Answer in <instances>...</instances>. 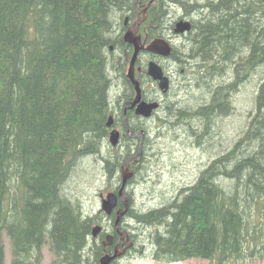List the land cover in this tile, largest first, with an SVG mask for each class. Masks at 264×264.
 <instances>
[{"label":"trees","instance_id":"trees-1","mask_svg":"<svg viewBox=\"0 0 264 264\" xmlns=\"http://www.w3.org/2000/svg\"><path fill=\"white\" fill-rule=\"evenodd\" d=\"M148 1L0 0V264L2 233L12 249L10 264H40L44 245L53 254L50 264H84L94 221L69 203L64 184L79 159L97 155L105 145L108 117L120 109L109 101L112 63L103 55L112 29ZM167 2L156 0L145 24L160 25ZM188 2L172 0L171 6L201 18L194 26L192 55L218 57V115L212 114L215 89L211 101L196 110L206 133L214 118L234 110L236 87L257 68L264 71V0ZM123 60L124 55L121 67ZM254 103L244 133L195 184L175 189L158 210L133 216L143 227L161 226L149 235L150 259L264 261V79ZM140 132L145 143L147 133ZM131 153L125 151L123 159ZM115 162L119 167L117 157ZM102 249L96 248L92 264L110 255Z\"/></svg>","mask_w":264,"mask_h":264},{"label":"rangeland","instance_id":"rangeland-1","mask_svg":"<svg viewBox=\"0 0 264 264\" xmlns=\"http://www.w3.org/2000/svg\"><path fill=\"white\" fill-rule=\"evenodd\" d=\"M166 1H168L167 5L169 6L164 9L166 14L163 16L160 25L164 22L168 23L170 17L186 15L181 8L173 6L175 5L174 3H172L171 6L172 0ZM181 1L190 6V2L188 1L194 2L196 0ZM147 5L148 3L145 4V6ZM141 13L146 14V10L144 13L143 10H141ZM195 18L198 20L201 19L198 15L195 16ZM134 36L139 39L136 34H134ZM137 43L139 46L146 47L144 43H140V39ZM191 65L194 75H199V78L209 71L206 68L203 72H198V64L193 62L192 59ZM108 73L110 79L111 77L115 79L111 91L109 92V101H111L112 105L117 101V107L118 100L116 97L121 93L124 87L121 78L113 74L111 68L108 70ZM261 76H263V78H261ZM263 79L264 71L262 68H257L255 72H251V76H248L242 84L237 86V91L233 93L232 104L234 110L224 117L214 118L211 122V127L208 128V132L206 133H203V129L201 132L202 125L200 121L195 119L199 126H197V128L195 127L194 130L192 124H194L195 121L192 116L181 113L185 107L190 105H202V100L207 97L204 88H210L209 83L211 79H207L203 82L204 88L202 84L196 82L200 88L194 85L189 93L181 94L179 98H177V96H172L166 102V106L170 107L175 113L173 115L174 120L172 122L167 121L164 125L159 127L158 117L160 113L157 112L143 123V129H145L147 133V147L146 149L144 148V153L142 151L140 154L138 158L139 162L132 167V162L128 168L125 165L122 166L124 163L122 155L125 151H129L133 152L131 153V155H133L132 158L135 157L138 153L136 149L139 144V139L136 140L137 143L134 140L130 142L125 140L123 143L113 148H111L106 140L105 145L103 144L102 147L97 150V155H88V157H84V159L81 158L75 163V167L72 169V172H70L69 178L64 184L65 196L71 200L69 203L73 201L82 216L86 218L90 217L94 221L92 228L94 226L100 227L98 235L95 238L90 235L88 239V245L84 251V264H92L94 255L97 252L96 248L102 247L101 242L103 243V247H107L109 242L105 239L108 236L112 239V235L107 234L105 237L102 233L101 226H105L108 219L112 225L114 218L112 216H107V214L101 210V199L99 195L102 194L103 197H105L110 191L114 193L113 190L119 186L121 181L119 171L121 166L124 172H134L133 179L126 187V198L130 204V210L127 217L123 219L121 226L124 230H128L136 241H134L135 249L132 250L129 255L119 257L115 262L116 264H164L155 262L149 258L153 252V246L152 242H150L149 235L159 231L161 226L143 227L142 224L132 220L133 216L144 214L154 209L158 210L161 204L167 203L166 201L173 198V191L175 195V189L177 192L181 191L182 188L186 187L185 184H189L198 177L200 171L203 170L204 167L208 166V164L218 159L219 155L228 152L234 146L236 138L241 137L244 133V126L247 125L248 118L253 114L254 101ZM214 89L215 88H212L210 91L213 92ZM175 105L179 107L178 110L177 107L175 110L173 109ZM178 114L179 116L176 117L175 115ZM197 129L198 131H196ZM190 133L192 136H190ZM107 154L112 155L113 158L117 157L120 166L114 169V167L111 168L110 163H105L104 160L107 158ZM109 173H111V175ZM11 183H13L11 191L14 193V185L16 183L15 181ZM130 214L132 216H130ZM135 220H137V218H135ZM114 232H116L118 236L120 233L119 238H127L125 232L118 230V228L117 231L115 230ZM2 241L4 244V264H10L12 260V249L5 233H2ZM116 246H113V251L117 248L119 250V247L116 248ZM41 252L42 258L40 264H50L53 260V254L48 246L44 245ZM101 252L104 253L103 249ZM113 263L114 262H112V264ZM212 263L208 260L191 259L186 262L170 264ZM226 264H264V261L255 258H247L230 261Z\"/></svg>","mask_w":264,"mask_h":264},{"label":"flooded vegetation","instance_id":"flooded-vegetation-1","mask_svg":"<svg viewBox=\"0 0 264 264\" xmlns=\"http://www.w3.org/2000/svg\"><path fill=\"white\" fill-rule=\"evenodd\" d=\"M140 4L138 3L136 11H134V8H132L129 12H127V14H125L121 22V25H116V27L112 29L114 38L112 39L111 44H109L104 50L103 55H105V59L108 63H112L111 64L112 73L120 77L121 80L125 82V85L123 84L124 88L121 90V93L116 97L120 109L116 110L115 108L114 110L112 108L114 117L110 115L113 117V119H112V125L109 127V129L110 130L115 129L119 132L118 138L120 141L118 145L123 143V141L125 140L128 141L126 136L130 137V139L134 140L136 143H137L136 140L139 139V144L137 148L139 149L140 146V150L143 151L144 153V148L146 149L147 147V141H145V143L143 142L145 135L144 136L142 135V137H140L141 134L140 128L143 129V123L146 120L142 119L140 116L135 114L136 107L131 108V103L135 96L133 91L134 87L131 84V81L127 78L126 73L129 66V62L131 60L130 58L134 52V46L133 44L127 43L124 40L125 34L129 31L133 34H136V36H138L140 39V43L141 44L144 43L146 47L151 41L156 39L164 40L171 47V54L169 56H163L158 53L148 52L145 49L146 48L145 47L139 51L137 58L134 62V73H135L134 76L136 80H138V82L140 83V90H141L140 100L146 103H153V102L158 103L159 107L150 117L154 116L157 112L160 113V116L158 117L159 127L164 125L167 121L172 122L174 120L173 115L175 113L171 110L170 107L166 106V102L172 96H177V98H179L181 94L189 93L193 88L192 86L197 85L199 87L198 84L203 85V82H205L207 79H211L209 83L210 88L209 89L204 88L203 85V88L205 89V91L204 90L203 91L206 92L207 97L202 100V105L205 106L204 104L205 102L207 103L211 101L212 91L210 90L212 88H215L214 91H216V96L215 98H213L215 100V106H214V113L212 114H214L215 116L218 115V57L214 56L211 57L210 60H207L199 51H196L195 54L192 55L191 44H194L192 41V37L195 36L194 26L197 25L196 22L198 21V19L195 18V16H197L196 12H190L186 15L179 17H170L168 23L164 22L161 25H147L145 24V21L147 19V10H146V14L141 13V10L143 9L146 3L142 7L140 6ZM133 13L134 15H132ZM177 21L178 22L185 21L191 24L190 30L182 34L177 33L175 31V25ZM122 55H124V60H123V65L121 67L120 64H121ZM191 58L193 59V62L197 63L200 66V69L214 64H216V66L213 69H209L208 73L204 74L201 78H198L199 75L197 74L194 75L193 73ZM150 62H154L161 69L163 76L167 78L169 88L166 94H162L160 92L158 88V81H153L152 78L147 74V67ZM112 80L113 82L115 81L114 77L112 78ZM130 86L132 87V90L130 89ZM176 107L177 106L175 105L173 109L175 110ZM178 109L179 107H177V110ZM198 109H199V104L198 105L193 104L188 107H185L181 113L192 116V118L195 121V123L192 124V128L194 130L195 127L197 128V126H199L195 120L196 114L198 113V111L196 112V110ZM210 125L208 126V128L211 127ZM196 131H198V129ZM201 132H202V128H201ZM107 155L108 156H106L107 158L105 159V161L110 163L112 166H114L115 169L116 168L115 166L117 165V163L115 162V158H113V156L110 154ZM122 157H124V154L122 155ZM118 165L120 166V164ZM121 168L122 166L120 167L119 170L120 177H121ZM197 178H195L189 184H185L186 187L195 184ZM119 186L116 187L113 190V192L116 193ZM120 208H121V202L118 201L116 204V208L114 209V211H112L110 215L114 218L113 224L111 225V222L108 219L107 224L105 226L103 225V227L101 226V229L103 231L102 233L103 235H105V237L107 236V234L112 235V239L110 240H108L107 238L105 239L106 241H109V245L107 247H103L102 242L101 245L103 247V250H105V252L106 249H109L110 254H112L114 249L113 246L117 245L119 249H123L127 246L128 240H130L131 241L130 247L125 251L123 255L126 256L129 255L131 251L135 249L134 241L136 240L133 235L127 233L128 231L126 232V237H127L126 239H124V237L122 239L119 238L118 234L114 232L116 211L119 210ZM118 226H119L118 230L124 231L121 228L122 226H120L119 224ZM113 264H116V262H114Z\"/></svg>","mask_w":264,"mask_h":264},{"label":"water","instance_id":"water-1","mask_svg":"<svg viewBox=\"0 0 264 264\" xmlns=\"http://www.w3.org/2000/svg\"><path fill=\"white\" fill-rule=\"evenodd\" d=\"M154 2V0H151L148 2V5L145 6L142 10L143 13L145 10H147V7L151 6V4ZM190 30V24L188 22H183L180 21L176 24L175 26V31L177 33H186ZM124 40L127 43L133 44L134 46V52L132 54L131 60L129 62V74L127 73V78L131 81V84L134 87L135 91V97L133 102L131 103V108H135V114L138 116H141L143 118H149L154 111L157 110L159 107L158 103L153 102V103H146L144 101H141V93H140V88H139V83L134 79V62L137 58V55L141 49H143V46L138 45L139 39L134 36L130 31L127 32L124 36ZM148 52H153V53H160L163 56H169L171 54V47L168 45L167 42L164 40H155L151 42L146 48ZM147 74L152 78L153 81H158V88L161 91L162 94H166L168 92V80L166 77L163 76L161 69L150 62L147 67ZM112 125V118H108L107 126ZM111 137L109 138V142L112 146H115L118 142V133L116 131H112L110 133ZM140 151H138L137 155L133 158H131L125 166L128 168L130 166V163H137L138 158L140 156ZM133 177V172H124V170L121 169V184L120 187L117 191V193H107L105 197H103L102 194L99 195L101 199V210L109 215L116 207L117 201L119 200L121 202L122 208L116 212V219L117 222H121L122 217L128 212V206H127V198L123 195V190L126 188L127 183L132 179ZM118 228V227H117ZM117 228L116 231H117ZM100 232V227L99 226H94L91 230V236L96 237L98 233ZM120 236V233H119ZM108 240L111 239L110 236L107 237ZM122 239V237H121ZM109 242V241H108ZM118 246H116L117 248ZM130 247V243L128 241L127 246L123 250H116L113 251L112 255H103L99 260L98 264H112L116 259L121 257L124 252Z\"/></svg>","mask_w":264,"mask_h":264},{"label":"bare ground","instance_id":"bare-ground-1","mask_svg":"<svg viewBox=\"0 0 264 264\" xmlns=\"http://www.w3.org/2000/svg\"><path fill=\"white\" fill-rule=\"evenodd\" d=\"M149 1H151V0H149ZM149 1H148V2H149ZM155 1H156V0H154V2H155ZM148 2H147V3H148ZM154 2H153V3H154ZM147 3H146V4H147ZM153 3H152V4H153ZM118 4H119V3H118ZM152 4H151V5H152ZM114 7H115V6H114ZM144 7H145V6H144ZM149 7H150V6H149ZM149 7H147V9H148ZM120 11H121V10H120ZM230 12H231V11H230ZM200 13H201V12H200ZM200 16H202V15L200 14ZM212 17H213V16H212ZM202 18H203V16H202ZM182 20H183V19H182ZM190 25H191V24H190ZM250 27H251V26H250ZM156 40H161V39H156ZM158 54H160V53H158ZM251 55H252V54H251ZM242 57H243V56H242ZM243 62H244V61H243ZM152 63L155 64L154 62H152ZM155 65H156V64H155ZM128 69H129V66H128ZM128 69H127V73L129 74ZM147 70H148V69H147ZM127 73H126V75H127ZM134 78H135V76H134ZM135 80H136V78H135ZM136 81L138 82V80H136ZM138 83H139V82H138ZM122 84L125 85V82L122 81ZM139 88H140V83H139ZM140 93H141V90H140ZM133 100H134V99H133ZM132 102H133V101H132ZM191 115H192V114H191ZM110 117L113 119L112 116H110ZM108 118H109V117H108ZM190 119H191V118H190ZM107 122H108V120H107ZM106 126H107V123H106ZM107 128L109 129V126H107ZM112 131H116V132L118 133V137H119V132H118L117 130H115V129L110 130V129H109V133H108V136H107V141H108L109 145L111 146V148L117 146V145L119 144V141H120L119 138H118V142H117V144H116L115 146H112V145L110 144V142H109V138L111 137L110 133H111ZM201 134H202V133H201ZM201 134H200V135H201ZM138 136H139V135H138ZM190 136H192L191 133H190ZM191 138H192V137H191ZM200 140H201V139H200ZM138 151H140V153H142V151L140 150V146H139ZM124 157H125V154H124ZM131 158H132V157H131ZM131 158H129V159H128V158L124 159V163H123L122 166H124V165H125V164H126ZM208 166H209V165H208ZM128 170H129V169H128ZM199 189H200V188H199ZM123 195L126 197V189H125V191L123 190ZM127 206H128V212H129V210H130V204H129L128 202H127ZM121 208H122V207H121ZM121 208H120V209H121ZM120 209H119V210H120ZM128 212H127V213H128ZM111 213H112V212H111ZM111 213H110L109 215H107V216H110ZM127 213L122 217L123 219H125V218L127 217V215H128ZM116 216H117V215H116ZM118 224H119V222H117V219H115V225H114V228H117ZM121 225H122V224H121ZM121 225H120V226H121ZM121 228L124 230L123 227H121ZM115 230H116V229H115ZM127 231H128V230H124L125 233H126ZM127 233H129L130 235H132L129 231H128Z\"/></svg>","mask_w":264,"mask_h":264}]
</instances>
